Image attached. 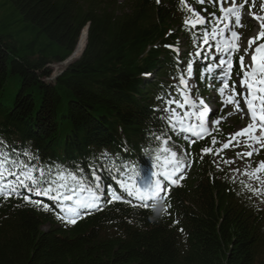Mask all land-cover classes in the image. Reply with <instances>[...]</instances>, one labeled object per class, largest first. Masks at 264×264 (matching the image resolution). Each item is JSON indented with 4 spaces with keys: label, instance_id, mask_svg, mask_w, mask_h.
<instances>
[{
    "label": "trees",
    "instance_id": "1",
    "mask_svg": "<svg viewBox=\"0 0 264 264\" xmlns=\"http://www.w3.org/2000/svg\"><path fill=\"white\" fill-rule=\"evenodd\" d=\"M192 7L208 27L215 8L196 0H0V151L83 167L82 176L96 171L106 192L122 195L75 216L66 211L72 201L24 192L36 205L0 194V264H264V196L216 160L230 127L189 141L160 111L179 99L184 62L196 92L208 90L204 54H194L207 27L185 23L195 19ZM84 28L80 56L45 81ZM162 145L181 161L176 183L153 204L129 197L121 181L161 177ZM100 153L108 154L103 171Z\"/></svg>",
    "mask_w": 264,
    "mask_h": 264
},
{
    "label": "snow or ice",
    "instance_id": "2",
    "mask_svg": "<svg viewBox=\"0 0 264 264\" xmlns=\"http://www.w3.org/2000/svg\"><path fill=\"white\" fill-rule=\"evenodd\" d=\"M159 2V0H158ZM183 2V0H182ZM199 2H203V0H199ZM191 11V9H189ZM221 16L216 17L215 13L212 14V19L217 23L229 21L230 14L236 13V7H230L225 9L223 6L220 7ZM198 15V13L196 14ZM257 19H260L257 17ZM235 20L237 24H239L240 16L236 15ZM185 23H190V21H185ZM197 23L204 24L205 20L203 17L197 20ZM195 27V25H192ZM225 31L228 30L226 27ZM219 30L217 27H213L211 29V33L207 29H205L203 33V43L208 44L210 39H215ZM231 36L236 37L237 33L235 31H231ZM261 37H264V32L260 33ZM253 41H249V44H252ZM170 47V46H169ZM215 49L217 52H228L231 53L232 46L229 42V45L224 49H221L220 45H215ZM256 53L259 54V58L257 55H250L251 64L249 67L255 66L257 71L260 74V78L250 82V77L248 71L245 70L244 66V57H240V66L242 69L241 75L237 76V80H241V76L243 77L242 83L245 85L244 92L246 95L243 97V103L247 105L246 109L243 111L250 113V118L254 122H259L261 127H264V45L256 48ZM178 52V50H177ZM196 56H200L201 53L198 51L195 53ZM209 54L204 55V59H209ZM213 60H216V57H211ZM178 63L180 61L178 60ZM186 63L187 73L191 75L193 72V65L190 62ZM217 68L220 69L219 75L221 79L219 83L223 85L218 89L219 94H223L225 88H228L227 80L229 79L230 73L225 72V66L227 68H231L232 64L226 58L221 57L216 65ZM205 71L208 73L212 72V65H208L205 68ZM252 75H256L255 72ZM215 79V77L213 78ZM179 83L181 85L186 86L187 82L185 81L183 75L179 78ZM174 87V86H173ZM233 93H235V84H233ZM162 99V98H160ZM168 105L167 108H161V112H170L171 114L167 117L169 122L172 123V131H176V124H183L182 119L176 115L175 109L171 108V105L177 104L180 108H183L185 103H188V100L185 99L184 103H181L179 99L176 97H170L168 100L163 101ZM225 104L234 103L237 110L240 111V100H232L229 99L227 101H222ZM201 107H204V102L201 99L199 101ZM193 108L196 107L195 103L191 105ZM217 111L216 108L208 109V114L213 115ZM185 116L197 115L198 126L200 131H197V125H192L187 128L183 126L180 127V132H189L195 136H202L207 128H205V112L198 113H188L185 112ZM219 123V121H216ZM255 123L249 124L247 128L241 129L237 132L236 136H242L249 133L255 127ZM264 135V134H262ZM156 140H160L159 136L153 137ZM170 139H165L164 144H170ZM213 144H216L215 138L212 140ZM231 143V141L229 142ZM229 143H225L223 145L224 149L229 147ZM3 145V142L0 141V146ZM205 153L212 152L211 148H204L202 150ZM240 155L239 153L237 154ZM248 156H252V153H247ZM107 153H100V156L94 157L97 162L100 163V170H104V163L100 160V157H105L107 159ZM23 157V158H21ZM157 160L160 161V166L162 171L160 173H154V175H158L162 177L161 179L155 180L149 186L144 189L136 187V185H129L121 181L120 187L125 188V191L129 197L136 195L137 198L142 202L147 204L149 201H153L157 198H160V193L164 190L162 187L163 184L172 183L175 184L176 180L173 177L176 175V172L179 171L180 159L177 158V152L172 151L169 155L167 148L156 157ZM27 161V162H26ZM260 168H264V162H261ZM171 169V170H169ZM85 169L83 167L77 168L75 165L72 166V170L70 171L66 167H61L59 165L53 166H40L38 162V158L33 157L28 152H22L19 155H14L11 151L3 150L0 151V194H3V198L7 199L9 196L13 194L21 195L23 200L28 203L40 205L41 201L33 200L30 198V195H25L24 192L35 193L37 196H45L51 197L54 201H72L74 202V206L67 207L66 211L68 213H72L75 216L88 214L93 209H97L101 207L102 202H114L121 201L122 195L116 194V190H114L111 186L108 188V192H111V196L108 195L101 187V176L96 172L92 171L90 176H82L81 173L84 172ZM134 189V191H133ZM165 199L167 197H164ZM46 211L51 210L47 204L42 205ZM82 210V211H78ZM167 209H165V212ZM58 219H65L68 223H75V219H67V217L58 215Z\"/></svg>",
    "mask_w": 264,
    "mask_h": 264
},
{
    "label": "rangeland",
    "instance_id": "3",
    "mask_svg": "<svg viewBox=\"0 0 264 264\" xmlns=\"http://www.w3.org/2000/svg\"><path fill=\"white\" fill-rule=\"evenodd\" d=\"M256 0H249L247 5L251 6L254 4ZM259 6H257V11H259ZM197 14V12H196ZM249 14V13H248ZM261 13L256 14L255 12L251 13L250 16L248 15H244L245 18H247L248 23H252V26H254V29H252V33L250 34H240L239 36L236 37H232L231 36V31L233 30L232 27H229L228 30H226L228 33H224L223 31L218 33L216 39L213 41V44L217 45L219 44L221 48H225L226 46L229 45V42L231 43V46L233 48V40H236V46L238 47L239 50V55L244 56V61L247 63L248 69H250L251 67H249V65L251 64L250 61V55H257L259 58V54L256 53V48L260 47L261 45H264V43L259 42V35H260V29H259V23L257 21H254L253 19L260 17ZM204 17L203 13H198V15H196V20H198L199 18ZM259 20V19H258ZM235 22V26L237 25L236 20L234 19ZM233 22V23H234ZM227 23V22H226ZM228 24V23H227ZM224 25V27H218L219 30H223L224 28L228 27V25ZM254 35H258L256 41H258L257 45L254 46H250L251 44H249V41L252 39H250L252 36ZM232 41V42H231ZM250 47V49H249ZM83 50V49H82ZM82 52V51H81ZM81 52L78 54L80 56ZM212 52V57H216V60H213L211 58V65L212 68L215 69H219L217 68L215 65L217 63V55L220 54V58L224 56V58H229L231 53L228 52H217L215 48H213L211 50ZM76 55V57H71L69 59V61L67 62H59V63H51L50 69L52 74H50V77H46L45 81L47 82H51L53 80V78L55 76H57V74H60L61 71L66 67V65L68 63H70L73 60H76L79 56ZM215 64V65H214ZM187 74V78L185 79V81L187 82L186 86L182 85L184 92H180L179 94L181 95V103H184L185 99L188 100V103H185L183 108H180L179 105L177 104H173L171 105L172 109H175L176 111V115L179 116L183 123L184 126L187 128L188 124H193L195 121V117L196 115H190V116H185V112L188 113H195L194 111H196V108H193L191 105L192 103H195L196 105L199 104L197 103V101L194 100V97L192 95H190L189 93L193 91L194 88V79L192 77V75ZM260 78V77H259ZM257 78V79H259ZM188 79V80H187ZM220 79H217V81L219 82ZM236 86L238 88V82L235 81ZM223 87V85L221 84L219 86ZM14 88L15 86H11L8 85L7 92L5 94L6 99L4 100L5 102H7L8 100L11 99V97L13 96V92H14ZM218 88V89H219ZM233 85L228 84V88H225L223 94H219V92L215 93V96L217 97V100L219 101V109L220 111H224L226 113L225 116V120H226V124L231 126V130L227 133V135L230 136V139L223 142L218 151L219 153H217L216 155V160L222 161L223 164L225 165V167L228 169V171L230 172V174L233 176V178L237 179L239 181V183L247 185V186H252L254 188V190L259 191L261 195L264 196V168H260L261 162H264V146L262 144L260 145H253L252 144V140L256 142V140L253 138V136L251 137L250 135L247 137V135L244 136H236L235 134L237 132H239L241 129L247 128V126L249 125V120L247 119L246 116H244L245 114H243V112H241L242 107H240V111L237 110L236 106L234 103L231 104H225L222 103V101H227L229 99L232 100H236V97H240L241 99H243V97L245 95H243L242 93L238 92L233 93ZM11 93V94H10ZM237 97V98H238ZM212 104V103H210ZM168 105L166 104L164 107L162 108H167ZM193 109V111H192ZM167 117L171 114L170 112H163ZM223 118H217L213 121H210L209 124L205 127L207 128V131H205L204 133H208L211 132V129H213V125L214 124H222L224 121ZM216 121H219V123H216ZM197 131H200V128L197 127L196 129ZM254 135V134H253ZM249 139V141H248ZM251 139V141H250ZM231 141V143H229ZM250 142V143H249ZM225 143H229V147L227 149L223 148V145ZM166 147H164L163 145L160 147V150H165ZM251 152L252 156H248L247 153ZM240 154L239 156L237 154ZM149 182L144 181V183H140L138 185H136V187H139L141 189L146 188L147 186H149ZM264 200V198H263Z\"/></svg>",
    "mask_w": 264,
    "mask_h": 264
},
{
    "label": "bare ground",
    "instance_id": "4",
    "mask_svg": "<svg viewBox=\"0 0 264 264\" xmlns=\"http://www.w3.org/2000/svg\"><path fill=\"white\" fill-rule=\"evenodd\" d=\"M84 29L83 31L81 32V34L78 36V41H77V44L74 48V51H73V56L76 57V55H78L81 51H82V48H84V45H85V41H86V37H85V34H84ZM72 56V57H73ZM79 56V55H78ZM67 62V61H66ZM65 63V62H64ZM193 113V112H192ZM249 134H247V137H248ZM249 141V139H248ZM251 141V139H250ZM250 143V142H249ZM252 144L255 145V141L252 140ZM264 206V204H263Z\"/></svg>",
    "mask_w": 264,
    "mask_h": 264
},
{
    "label": "water",
    "instance_id": "5",
    "mask_svg": "<svg viewBox=\"0 0 264 264\" xmlns=\"http://www.w3.org/2000/svg\"><path fill=\"white\" fill-rule=\"evenodd\" d=\"M86 29L87 28H84V34H85V37H86ZM83 31V30H82ZM73 56V52H72V54L66 59V60H64V62H66V61H69V59L71 58Z\"/></svg>",
    "mask_w": 264,
    "mask_h": 264
}]
</instances>
